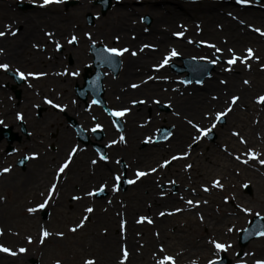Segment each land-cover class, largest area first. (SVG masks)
Segmentation results:
<instances>
[{"label":"rangeland","instance_id":"rangeland-1","mask_svg":"<svg viewBox=\"0 0 264 264\" xmlns=\"http://www.w3.org/2000/svg\"><path fill=\"white\" fill-rule=\"evenodd\" d=\"M67 1L76 2H69L72 4H68ZM153 1L163 4V6L159 5L162 14H168L167 11L172 10L171 7H176L177 9H180V11H183L181 10V8H183L184 6L193 9L195 14L192 13L190 14V16L184 11H179L180 15L183 16H181V18H176L175 21H179V23L183 24L182 22H185L186 20L185 23H187L186 26H188L186 28L188 29L185 32V35L186 37L190 36L189 38L197 39V43L194 44L196 46L195 48L201 49L203 46L205 47L206 44L200 43L201 41L214 43L221 49L222 47L224 48L223 45L226 44V50L224 51L225 60L227 58H230L231 56V53H229L228 51L229 48L234 49L235 54L239 56H245V49L249 47L254 50L255 56L259 57V60L257 61L256 59H251L248 61V63L251 65V70H246V75L243 74L240 68L237 67L242 65L241 63L237 62L235 64L236 66L233 65V71L235 70V73H237L238 75L236 77L237 82L235 83V86L232 87V89H225L224 94L226 95V99L223 101V103H221L220 106H216V104H214L211 100L212 97L215 96V94L212 91H209V93L207 92L206 94L211 101L208 102V106L206 105L207 108L202 111L204 113L210 109H215L216 111L222 110L225 107L226 102L230 100L229 98H231V96L233 95L239 96V101L241 99H244L242 97H246L247 101L243 100V103L246 104V106L239 104V101L237 102V106L234 108L233 112H230L228 114L226 123L223 125L218 124L217 128L213 130L216 135L215 140L211 141L206 137L197 145H193L191 149L195 151H193L194 154L190 153V155L186 159H183L184 161L177 160L169 165L168 168L160 169L164 173V178L161 180V182H159L162 186L160 184H156V187L153 191H151V189L148 190L147 188L145 190V188L142 187V184H145V182L148 180L147 178L137 183L136 185H129L125 190H122V188H120L118 192H112V182L109 179V176L101 177L103 180L98 179V181H96V177L98 176H92L88 169V159L98 160V155L92 158V154L95 155L93 153L94 151H91L92 153L88 154L90 153L88 147L80 146L82 147V151H80L75 156L74 163H72L69 170H67L66 178L62 179L58 185L59 195L55 196L45 209H42L35 214L27 213L26 208L35 206L36 204L40 203L39 201H41L42 198L39 195V191H41V188L40 186L38 187V182L30 180L31 182L28 184V186H24V181H26L27 178L30 179V174H28L29 172L27 171V168L22 170L18 164L20 159L23 158V154H25V152H28L29 155L31 153H38V157L33 159L32 162L28 164V167L41 163V159L47 158L46 160H49V162L43 163V166H45L50 172L49 179L45 180L42 185L43 190H45V187H48L51 183L55 171L54 169H56L59 162L64 159L70 147L72 146V143L75 141L74 139L68 142L63 141L61 133L62 130L59 126H57V122L59 120H61L62 123L67 127L68 125L70 126L69 116H72L74 114L70 113L71 115H69V112L67 111L66 113H63L58 109L52 108L50 105L44 103V98L47 97L49 99H52L55 103L67 105V107H69V111L71 108L74 109L75 104H79L85 110L88 109L89 107L85 106L86 104L80 101V99L75 96L74 92L75 85L77 83H80V85L83 84V76L81 75L83 74V67L87 65L86 63H91V42L87 39L85 34L91 33L93 40L96 41V44L103 43L109 47L117 46L123 48L122 43L120 44L114 42V38L112 36L111 38H107L105 37V35L103 36L101 34L102 32H99L98 25L112 20L114 18V16L112 15V13L114 12V8L118 7V5H123L124 10L128 11L131 14L129 20H135L134 22L140 24V26L138 27H141L143 33H151L154 17L151 15V13H149V11L151 10L149 3H152ZM118 2L119 0H112V7H110L109 10H106V13H103L101 11L102 6L100 4H96V0H63L62 3H53L49 4L46 7L39 6L43 3V0H0V7H3L4 9L6 8L8 9V11H12L14 13H33V11L37 10V8H39V10H43L38 14L42 15V21L44 22H40L41 26H39V28H41V35L44 37V39H30L27 45L29 51H24L21 53V55L24 59L33 58L35 60V58L37 59V56H40L41 58L39 59L46 60H35L37 61V63H34V65H28L29 62H20L18 64L12 63L4 53L6 48H8L7 44H10V41L12 39V41L16 43L18 41L22 42L24 39L22 36L23 33L21 31L23 29L18 22L21 18L19 17L15 21L12 18L4 17V14H0V30H4L5 25L9 24L14 29L18 30V34L15 37L6 36V44H3V42L0 41V48L4 49L3 52H0V63H8L9 65L11 64L10 68H12L13 73H15V69L17 68H19L21 71L23 69L32 73H47L45 77L38 78L35 80V82L30 83L31 87H27L29 79L27 80V82L25 81L26 84L21 83L19 85H16L21 91V96L19 98L15 95L14 90L11 89L15 84V81L13 80L12 75L8 74V71L10 69L7 72L1 70L2 73L0 74V121L3 122L2 124H0V127H13L12 130H14V132H18L22 136L21 141H16L12 144L13 149L11 153L15 152L14 155H9L11 153H9L8 151V141H6V139L0 140V153L2 154L4 152V154H8V156L6 155L5 160H0V170L6 167H10L12 169L8 173H0V198H2L0 199V205L5 206L7 209V212L3 214L4 217L0 215V230H2L3 232V234L0 235V244H3L4 246L17 252L16 256H11L6 253L0 252V264H32V259H36L40 264H56V261H60V264H84V261L86 259H94L95 264H107L104 260H102L103 258L101 259L98 247H93L91 243H95L96 245L103 247L106 246L108 237L113 236L115 233L117 235H122L123 237H125L126 235H124V233H127V231L129 230L130 223L129 219H127L129 215L137 217L138 214L139 217H149L151 212L148 211L147 205H153V203L151 202L154 201L150 197L151 194L148 193L154 192L155 197L157 196L162 198V195L165 194V192L163 191L165 190L166 193L170 194L171 196H176L177 201L173 205H171V207H174V210L177 208L183 209V206H181L182 202L186 206H190L186 203V201L189 199L196 201V199H198L199 197L191 194L183 197L181 194L185 193V189L181 184H186L189 180L188 178L192 177L193 173H196L195 170L198 164H200L201 162H205L208 157L215 158L214 155H219L221 157L223 156L226 157V159L228 156L229 159L234 162V164L230 166L232 167V175H235L234 178L238 177L237 181H232V183L229 184L226 188L223 187V189L215 190V199L211 201V211L214 214L213 217H221L223 215L229 216L231 218L229 224H231L228 229L232 228L233 231L229 232L227 230L226 233H217V225L214 221H212L213 224H207L209 219H207V223L204 221L202 222L198 219L191 220V218L182 220V217L180 215L183 214V210L181 212H175L173 214V216L178 217L175 218L176 222L170 221L166 224V226H164L165 231H167V233H169L171 237H168L166 240H160L161 237H155L158 240L152 243V245H148L147 242H142L143 248L140 250V248H138L137 246V248L133 249V251L138 254L142 253L143 251L144 255L146 253V258L142 259V261L144 260L145 264H155L156 259L161 255L158 252L159 246L161 244H163L165 252L168 255L176 257V264H193L194 261L196 262V264H208L209 259H216L223 253H226V256L232 259V264H238V260H246L247 264H254L255 260L264 259V237H260L250 241V243H248V245L244 248V254L241 258H237L236 255L240 251V247L238 245L239 231L247 227V222H249L252 217L256 215V213H259V215H264V165H260L256 160H251L248 164H243L235 160V158H233L232 156H229V153L231 154L232 152H234L235 147H233L232 143H229L226 139V137L235 138L237 141V138L231 134L233 131H238L241 129L238 124L233 123V121L231 120L233 114L237 111L244 113L250 111L252 113L248 118L249 120H251V117L255 114L264 122V106L263 104L256 102L257 97H259L260 95H264V70H262L261 68V66L264 65V53L261 49L257 50V46H254L253 44L238 46L232 45L229 42L228 37L223 35L224 29L219 30L222 31L220 36L221 39L219 40V42H217L213 37L207 36L204 30L205 27L202 33L200 32V29L197 28V25L201 23V13H204L203 15H206L205 11H200L201 8H204L205 6H211L212 8H215V11L222 16L225 15L224 13H220V10H224L227 8L237 12V14H243L245 11L253 12V10H256V13L258 14V12H264V0L261 2L253 0L251 4L246 6L239 4H236L237 6H233L231 5L232 3L230 2V0H133V2ZM232 2H236V0H233ZM25 4L30 6L22 8L21 5ZM132 7H138L139 10H136L135 12L131 10ZM90 16L93 17L92 21L89 18ZM147 16L151 19V23L149 25L144 20L143 22H141L140 19L141 17H144L145 19V17ZM262 16L263 23H255L254 21L248 20L251 22V24L250 22H247L245 24L247 30L251 29L248 28V25L259 27L264 30V15ZM56 22H59V24L62 23L63 27H65V30L63 31V33H61V35L57 34L58 28L54 24ZM126 22L131 26L130 22ZM159 24H162V28L169 26L168 24L166 25V22H160ZM218 24L221 23L218 21L215 22L214 28H216ZM146 28L147 31H145ZM175 31L181 30L179 28H176ZM46 32L54 33L53 39L58 40L63 45L62 51L57 52L55 50V45L52 40L45 36ZM154 32L156 33V37L159 36L158 30H155ZM251 32L253 33V31ZM73 34L78 37V43L68 44L67 40ZM1 39L3 38H0V40ZM81 39L87 40V42L81 41ZM176 39L178 38L176 37ZM142 42L147 44L149 41L146 40ZM34 44H38L40 45V47L34 48ZM260 45L261 47H264L263 42ZM77 48H79L80 51L85 50L83 56H80L79 58H77V60L73 59L71 61L70 57H67L66 54H69L70 50L75 51ZM168 49L169 48L163 49L159 53V56L157 58H154L151 55L149 59V68H151V71L149 69V71L143 72L140 76H137L136 80L127 79L124 81H120L122 75H114L111 72H107L109 74L107 75L105 82L107 81L108 84L106 83L107 90L104 93V97H106L108 107L119 108L128 106L127 103H120L119 98L122 95L121 92L123 91V89L128 88L130 83H135L140 85L139 87H143L150 82H155L156 84L152 85V87L156 86L162 93L166 92L164 94H170L171 96L172 94L179 95V92L175 91L174 88L181 87L180 89L187 91V95H190L191 91H196L197 88H200L206 81L205 79L202 84H198L194 80L190 79L188 81H191V83L185 85L181 83V81H184L189 73L185 72L180 74L177 70L174 69V67L171 66L172 64H177L183 67L184 63L180 59L194 57L196 58L197 56L192 55L182 57L179 55L178 57L173 58L172 61H170V63L159 72L154 69L153 66L161 61L162 56L169 51ZM150 50L153 49L150 48ZM76 52L80 53L79 51ZM141 53L142 52H139L137 56L132 57L137 58ZM129 54L130 52L123 56V62L127 61V59L131 57ZM2 55H4V57H1ZM48 56H56L57 60H51ZM198 56L206 57L205 55L200 54ZM213 58H215V56L210 57V59ZM196 59L207 62L206 60H202L200 58ZM65 69H67L69 72L79 71L80 75L77 77H73L70 75H57V73H63ZM106 71L108 70H105V72ZM139 71L140 70H138L137 72ZM211 72H213V69ZM149 76H166L168 77V79L148 80ZM49 77H52L54 79L51 80L49 79ZM222 79L226 80V76ZM146 80L147 83H142V81ZM244 80L250 81V84L245 85L243 83ZM119 83L121 84L119 85V90H117L115 86ZM61 84L67 85L63 86ZM108 85H110L112 91L116 88L118 93H109ZM241 85L245 89L242 88V90H240L238 87H241ZM187 95H184L183 97ZM146 97L149 99L148 102L153 107V113H150L151 111L149 108L147 109V112H143L141 110L138 111L140 108L146 106L145 104H136L135 106L137 107H133L132 105H130V109L134 108L133 111H135L136 109L137 113H135L136 115H131V113L126 117L125 125H127V130L126 132H124V135H127V143L126 145L117 144L116 147H118L119 150L118 152L114 153L115 155H113L114 157L118 156L117 159L119 160H124V167H126V176L129 179L134 176V171L137 168L147 170L151 166L158 165V163L162 162L163 159L169 158L171 154H179L184 150L181 145H179L177 148L171 147L173 145L172 138L174 137L172 135L173 137L168 138L167 140H160L164 141V144L168 145H166V147L165 145H162L166 149L163 155L160 153V151L163 150V148L161 147L158 153L155 152V155H157V157H154L155 159H152L153 162L151 161L152 163L149 164L145 163L146 159L153 157L149 155L153 150L152 148L154 147L155 149V146H158V144L154 146H152V143L146 144L144 142L145 139L151 136L154 141L155 137H158L160 133V131L157 132V129L161 130V128L164 126V123L166 126H174L175 124H177V127L179 126L178 123L174 122V117H176L174 114L175 110H173L172 107L168 109L169 107H167V104L169 102H165V98L162 97L161 99H159L161 101V104L156 105L153 104L152 101L161 96L146 95ZM146 97L145 94H136L133 97H129V99L134 98L137 101L147 100ZM73 101H75V103H73ZM96 108L100 110L99 116L101 118H104V120L101 121L102 125L107 129L109 128V126L113 128L110 123V117L107 115L105 109L101 106H97ZM4 109H11L14 118V122L12 124H8V122L4 120ZM18 113L22 114V120L17 119ZM85 116H87L86 119L88 120V122H86L83 127H87V124L90 125L93 122L90 119V115ZM180 117L183 120L182 122L184 123H186V117L190 118V116L182 114ZM149 118L150 122H148ZM192 118L195 122L200 123L202 126H206L209 123V121L206 119L202 122H199L197 121V117ZM137 121L143 122L142 124L144 125V127L140 126V129L136 124ZM20 122H23L25 124L26 130L29 133L28 136L22 132ZM134 122L136 124V128L138 127L139 130L136 135L135 133H130L132 132ZM74 130L72 131L76 133V131ZM240 131L242 132V130ZM260 132L261 135H264L263 129H261ZM193 134L194 130L192 131L191 136ZM109 136H111L112 138L115 136L116 139H118L117 132H114V134ZM170 142H172V144ZM74 144L76 145L75 142L73 143V145ZM224 146H227V152L223 150ZM169 147H171L172 149H170ZM147 148H149L150 151H147ZM79 157H81L80 161ZM260 159H264V153L260 154ZM81 161H85V171L87 175H90V178L87 180V184L85 185H82L83 180H81V177H78L79 174H77ZM114 161V159L111 160L112 164L116 166L114 170L120 171L123 174V168L121 167L122 165L120 166L122 168L121 169L118 165H116ZM228 162L229 164H232V162ZM186 163L191 164L192 168L188 174H185L186 177H181V170L184 168ZM100 164L102 163L100 162L99 165ZM243 171L255 173L257 175V178H254L252 174L245 176V173ZM213 175L215 174L212 173V175L210 176ZM186 179L187 181H185ZM101 181L102 183L107 181L109 184V187L104 191V194L102 196H85L82 200L79 201H72L70 199L73 195H82L84 192L91 190L90 187H98V184ZM170 181H175V183H170ZM243 184L251 185L253 193L248 194L244 192V187L242 186ZM63 191H65L64 194ZM34 195H36L35 199ZM141 196H144L145 198L142 200ZM138 197L139 204L133 205L134 203H136V199H138ZM225 197H228L227 202H225ZM180 198L183 200H181ZM109 201H111V203H109ZM78 204H80V207H78ZM88 206L94 208V212L89 214L90 221L86 222L85 227L78 230L76 233L69 232L68 229L82 218V216L84 215V208ZM132 207H135L136 209L132 210ZM242 207L251 209V213L243 212L241 210ZM159 209H161L160 205L156 206V208L153 210L154 213L159 211ZM196 211H193V213L196 214ZM44 212H46L45 215L43 214ZM157 217L159 219L164 218L160 216ZM121 219H124L126 221L125 231L123 234L120 230ZM145 225L146 226L142 227L143 234L149 233L151 235L153 233H160V236L162 235V228H158L159 226L154 223V220L153 224L150 225L145 222ZM42 228H46L51 233L49 237L44 239L43 244L40 243ZM105 229H107L106 233L104 231ZM58 232H63L64 236H57L56 233ZM28 237L32 238L31 243L28 242ZM123 237H120L116 241L117 244L114 250L113 260L114 264H119L122 255V245H126L128 252H131V250L129 251V243L123 240ZM210 239H215L221 243L230 244L231 247L228 248L226 252H215L212 245L208 243ZM201 242L205 244V246L207 247V251L202 255L199 253L193 256L191 253L192 245L201 244ZM183 247L185 248V251L181 252L180 250H182ZM20 248H25L27 251L24 253H20ZM150 255H153V257H150ZM130 258L131 257L129 255L125 264H135L130 261Z\"/></svg>","mask_w":264,"mask_h":264},{"label":"bare ground","instance_id":"bare-ground-1","mask_svg":"<svg viewBox=\"0 0 264 264\" xmlns=\"http://www.w3.org/2000/svg\"><path fill=\"white\" fill-rule=\"evenodd\" d=\"M123 1H127V2H133V0H119L118 3L123 2ZM233 0H230V2L232 3L231 5H235L237 6L236 2H232ZM151 10L149 11V13H151V15L154 17L153 19V25H152V31L151 33H143V31L141 30V27L139 28L138 26H140V24H137L136 22H134L135 20H129V17L131 16V14L124 10V6L123 5H118V7L114 8V12L112 13V15L114 16V18L108 22L102 23L98 25V29L99 32H102L101 34L107 38H111V36L113 37L114 34H118L121 37V41L124 43H127V45H131V47H133L131 49V51H134L136 48H138L137 50H139L143 45L144 42L142 41H149L147 44L150 45H155V50H150V48H146L137 58H133L132 56L129 57L127 59V61H125L124 63V67H123V72H122V76L120 81H124L127 79H132V80H136L137 76H140L143 71L149 70V65H150V57L152 55V57L157 58L159 56V53L165 49V48H169L168 50H170L171 48H176L178 52H180V56L182 57H187V56H197L196 58H200L198 55H205L206 57H208L210 59V57H214V56H220L221 57V62L215 64V67L213 68V72H211V76L206 79V81L203 83V85L200 88H197L196 91H191V94L187 95V91H184L183 89L180 88H174L175 91L179 92L178 94H172V96L166 95L164 93H162L160 91V89H158V87L154 86L152 87V85L156 84L155 82H150L149 84H146L145 86H141L139 88H137L136 90H132L130 88L127 89H123V91L121 92L122 94V101L124 102H128L129 101V97H133L136 94H140V95H153V96H161L158 97L157 99H161L162 97L165 98V102H169L172 105V108L174 111V113H181L182 115H186V116H190V118L192 117H197V121L202 122L203 119V111L204 109H206V105L208 106V102L209 101H213L214 104H216V106H220L221 103H223V101L226 99V95L224 94L225 89H232L233 86H235V83L237 82V73H235L234 71L231 72H227L224 71V68L228 67V65L226 63H223V61L225 60V56H224V51L226 50L225 46L226 44H224V48L222 53H214V49L209 48L205 45V47L203 46L201 49L199 48H195L196 46L194 45L195 43H197V39L196 38H189L190 36L185 35L186 38H178L176 39V37H174L172 35L173 32H176L175 29L179 28L181 29L179 26L180 25H187L186 20L185 22H182L183 24L179 23V21H175L176 18H181L180 12H185L186 14H195L193 9L187 8V7H183L180 9H177L176 7H171L172 10L167 11L168 14H162L161 10H160V6H163V4H160L156 1H153L152 3H149ZM160 5V6H159ZM179 5V4H177ZM236 9V8H235ZM133 11L136 12V10H139L138 7H132ZM144 10V9H143ZM43 10H39V8H37V10H34L33 13H20V12H12V11H8V9H4L3 7H0V14H4V17L6 18H12L13 20L16 21L17 18H21L18 22L21 25L22 29V33H23V41L22 42H13L12 40L10 41V44H7L6 50H5V56L12 62L18 61L20 58H22L21 53L22 52H28V43L29 40L32 38L41 40L44 39V37L41 35V28H39V26H41V23H44L42 21V15L38 14L39 12H42ZM180 11V12H179ZM205 11L206 15H203L204 13H201V18L200 21L201 23L198 24L200 28V32L202 33L204 27H205V32L207 34V36L213 37L214 39H216L217 42H219V40L221 39V32L219 30H223V35H225L226 37H228L229 42L234 45V46H238V45H245V44H253L254 46H257V50L261 49L264 53V47H261L260 44H262V42L264 43V38H261L259 36L258 33H255L253 31V33L251 32L252 29H248L246 28V23L250 22V21H254L255 23H263L262 21V15H264V12H258V14L256 13V10H253V12H244L243 14H237V12L232 11L231 9L227 8L224 10H220V13H224L225 16L220 15L219 13H217L215 11V8H212L211 6H205L204 8H201L200 10ZM238 11V10H236ZM191 12V13H190ZM228 13H231L232 15L229 16ZM256 13V14H255ZM263 13V14H262ZM238 15V16H237ZM242 17H240V16ZM250 20V21H248ZM126 21L131 23V26L129 23H127ZM220 22L221 24H218L216 28H214V23L215 22ZM240 21H244L243 24L240 23ZM160 22H166V25L168 24V27H164L162 28V24L160 25ZM55 26H57L58 28V35H61V33H63V31L65 30V27H63V24L59 22L54 23ZM173 24V25H172ZM251 24V22H250ZM216 25V24H215ZM43 26V25H42ZM188 27V26H186ZM131 28V30H130ZM249 28V27H248ZM188 29V28H187ZM47 30V29H46ZM45 30V31H46ZM155 30H158L159 32V36L156 37V33L154 32ZM255 33V34H254ZM113 34V35H111ZM6 37L1 39L0 41L3 42V44H6ZM155 39V40H154ZM192 40L193 43H188V40ZM142 40V41H140ZM5 41V42H4ZM8 41V40H7ZM85 42H87L86 40H83ZM9 42V41H8ZM223 43V42H222ZM8 49V52H7ZM80 49L77 48L75 51L73 50V54H76ZM21 55V56H19ZM239 56V55H238ZM4 57V55L2 56ZM41 58L40 56H37V59L35 58V60H43V59H39ZM46 61V60H43ZM49 66V64H48ZM236 66V65H235ZM233 67V66H232ZM238 68H240L241 72L243 74H247L248 70L243 64L240 66H237ZM245 70H244V69ZM138 70H140L139 72H137ZM226 76V84H221L220 81L223 80L222 78H224ZM49 79L53 80L54 78L49 77ZM40 82V81H39ZM173 83V82H172ZM121 83H119L118 85H116L115 87L117 88V90H119V85ZM63 86H66L65 84H61ZM226 85V86H225ZM62 87V86H61ZM152 87V88H151ZM63 88V87H62ZM115 88V89H116ZM240 90H242V85L241 87H238ZM173 89V88H172ZM245 89V88H244ZM186 90V89H185ZM64 91V89H63ZM209 91H212L215 96L219 97V99L217 100H209L208 96H207V92L209 93ZM115 94L118 93V91H113ZM184 95H187L185 97H183ZM165 96V97H164ZM171 96V97H169ZM169 97V98H167ZM244 99H241L239 101V104L245 105L243 103V100L247 101L246 97H242ZM230 99V98H229ZM236 107V106H235ZM234 107V108H235ZM147 107H143L140 110L141 111H145ZM233 108V110H234ZM248 109V108H247ZM152 112V110H151ZM233 112V111H232ZM135 113H137V111L135 110V112L132 113V115H136ZM252 112H235L232 116V121L235 124H238L239 127L241 128L240 130H242V132L240 130H238L237 132L240 133V135L243 137V139L245 141H247L246 144H242L240 143L239 139L237 138V141L235 138H228L226 137L227 141L229 143H232L233 147H235L234 152L231 153V155L233 158H235V156L240 155L241 159H246L247 157L244 156L243 154L249 149H253L256 153L259 154H263L264 153V135H261L260 130L263 129L264 130V122L261 118H259L257 115H253L251 117V120H249L248 118L250 117V114ZM181 114L179 116L175 115V121L176 123L179 124V126L176 129V132L174 137L172 138V142L173 145L171 147L173 148H177L179 145H181V147H183V151L187 150V145L189 143H191V134H192V128L187 124L182 122L183 120L181 119ZM4 116L5 119L8 124H12L14 122V118H13V113L11 112V109H4ZM136 119V118H135ZM193 119V118H192ZM54 122V121H53ZM141 129V128H140ZM138 127L136 128V124L134 123V126L132 127V133L135 135L138 133ZM236 131V130H235ZM62 134H63V141H69L72 137V132L70 129L66 128V126L62 125ZM133 141V140H132ZM172 142H170L172 144ZM31 144V143H28ZM27 144V145H28ZM163 144H159L157 147L155 146L152 148L153 150L150 152V156H153L152 158H148L146 159L145 163L149 164L153 162V158L157 157V155H155V152H159L161 149V147L163 148V150L160 151V153L163 155V153L165 152V148L162 146ZM160 147V148H159ZM166 147V146H165ZM171 147H169L170 149H172ZM4 151V150H3ZM2 151V152H3ZM147 151H150L149 148H147ZM190 153H193V149L189 150ZM195 152V151H194ZM182 153V152H180ZM194 154V153H193ZM6 155L8 156V154H4V152L1 154L0 153V160L2 161L3 159L5 160ZM215 158H210L208 157L207 160L205 162H201L200 164H198L196 166V173H193L192 177H189L188 181L187 179L185 181H187L186 184H181L182 187H184L185 189V193H182L181 195L183 197L187 196V195H196L199 198L196 199V201H199V205L196 207H193L192 205L190 206H186L185 204H183V202L181 203V206H183V214H181L180 216L182 217V220H187L188 218H191V220L194 219H198L200 221H204L207 223V219H209L208 221V225L209 224H213L212 221H214L217 225L216 230L217 233H226V231L228 230V227L230 226L229 221H231V218L227 215H223L221 217H213V213L211 211V201L215 199L214 193L215 190H219V188H214L212 187V181L219 178L221 183L223 184L224 188H226L229 184L232 183V181H237L238 177H235V175H232V167H230L231 165L234 164L233 161H231L229 159V157H221L219 155H214ZM45 159H41V163L37 164V165H32L31 166V170L29 172V177L30 179L27 178L26 181H24V186H28V184L33 180L35 182H41L42 183L44 180H46V176L49 174L48 171L43 170V163L47 162ZM155 159V158H154ZM236 160V159H235ZM152 161V162H151ZM184 161V160H183ZM232 162V164H229V162ZM240 162V161H239ZM203 163V164H202ZM187 164V163H186ZM100 168V167H99ZM101 168H107L110 170H113L115 167L114 166H110V165H103ZM79 171L77 172V174L79 173L78 177H81L80 179L83 180L84 183H87V180L90 178V175H87L86 171H85V162L81 161L80 167L78 168ZM191 169H185L184 168L181 170V177H184L185 174H188L190 172ZM194 171V170H193ZM242 172V171H239ZM245 173V176H248L250 174L253 175L254 178H257V175L255 173H250L248 171H243ZM212 173H214L215 175H212ZM97 175V174H96ZM98 176V175H97ZM197 176V177H195ZM77 177V178H78ZM83 177V178H82ZM99 177V176H98ZM186 177V176H185ZM31 180V181H30ZM184 181V182H185ZM42 183L40 185H42ZM156 183L154 182V180L151 178H148V180L145 182V184L143 183V188H150L151 191H153L155 189ZM30 186V185H29ZM203 186H207L209 188V191L205 192L203 191ZM195 190V191H193ZM149 191V192H151ZM189 193H188V192ZM145 192V190H144ZM163 192H165L164 195H162L163 197H155L154 192L153 193H148L151 194V199H153L154 202L147 205V209L150 213L149 217L152 218V220H154V223H156L159 227L158 228H162V235L160 236L159 233V237L160 240L163 239H167L168 237H171V235L169 233H167V231H165V227L166 224L170 221L172 222H176L175 217L173 215H166L164 216L163 219H159L157 216H159V212L164 211V212H173L174 211V207H171V205H173L176 201H177V197L175 196H171L170 194L166 193V191L164 190ZM65 193V191H63V194ZM62 194V195H63ZM153 195V196H152ZM142 200L145 198L144 196H141ZM155 197V198H154ZM181 199V198H180ZM183 200V199H181ZM139 197L138 199H136V203H134L133 205L139 204ZM194 201V202H196ZM204 201H207V203H204ZM1 204V203H0ZM160 205L161 209H159V211H157L156 213H154V209L156 208V206ZM78 207H80V204H78ZM135 207H132V210H135ZM5 210V211H4ZM197 210V211H196ZM193 211H196V214L193 213ZM7 212V209L5 206L0 205V215L3 216L4 213ZM203 217V220L200 219V217ZM4 217V216H3ZM208 217V218H206ZM139 218L138 214L137 217H133L132 215H129V217L127 219H129V230L127 231V233H124V235H126L125 237H123L122 235H117L116 233L113 236H109L108 237V242L106 241V246H98L95 243H91L93 245V247H98V251L99 254L101 255V259L105 261V263L107 264H114V250L116 247V241L120 238L123 237L125 241H127L129 243V251L131 250V252L129 253L130 255V261L132 263L135 264H145L144 260L142 261V259L146 258V253L144 255V252L142 251V253L138 254L135 253L133 251V249L140 248V250L143 248L142 246V242H147L148 245H152V243H154L155 241H157L158 239L155 238L157 237L154 233L153 234H149V233H144L143 234V228L145 225V223L143 224H138L136 223L137 219ZM1 219V218H0ZM147 223V222H146ZM148 224V223H147ZM153 224V223H152ZM151 225V224H150ZM215 228V227H214ZM146 234V235H145ZM93 240V239H92ZM150 247V246H148ZM207 247L205 246V244H203V242H201V244H195L192 245V250L191 253L192 255H197V254H203L205 253L207 250ZM181 252L185 251V248L183 247L182 250H180ZM151 254V253H149ZM150 257H153V255H150Z\"/></svg>","mask_w":264,"mask_h":264},{"label":"snow or ice","instance_id":"snow-or-ice-1","mask_svg":"<svg viewBox=\"0 0 264 264\" xmlns=\"http://www.w3.org/2000/svg\"><path fill=\"white\" fill-rule=\"evenodd\" d=\"M63 0H43V3L40 4V7H46L49 4H53V3H62ZM253 2V0H236V3L239 5H249ZM229 16H231V13H228ZM141 22H143L144 17H141ZM241 24L244 23V21H240ZM181 29V31H176L173 32L172 35L174 37L177 38H184L185 37V32L187 31L186 26L184 25H180L179 26ZM249 28L252 29V31H254L255 33H258L261 37H264V30H262L259 27H253L251 25H248ZM197 28H199V25H197ZM145 31H147V28L145 29ZM18 34V30L14 29L10 24L9 25H5L4 30H0V38H5L6 36H12L15 37ZM87 39L91 42V46L95 47L96 45V41L93 40L92 34L91 33H86L85 34ZM45 36L48 37L50 40H52V42L55 45V50L57 52H59L63 45L58 41V40H54V33L52 32H46ZM116 40L119 41V37H116ZM68 44H75L78 43V37L76 35H72L68 40H67ZM188 43H193L192 40H188ZM200 43L202 44H206L207 47L214 49V53H222L223 49L219 48L216 46V44L214 43H207L205 41H201ZM34 48H39L40 45L38 44H34L33 45ZM146 48H151L153 50H155V45H150V44H144L139 51L143 52L144 49ZM4 49L0 48V52H3ZM229 53H231V56L229 59H227L226 61H223V63H226L228 65V67L224 68V71L227 72H231L233 71L232 66L235 65L237 62L243 64L247 69L251 70V65L248 63L249 60L251 59H256L257 61L259 60V57H256L254 54V50L252 48H247L245 49L246 55L245 56H238L235 54L234 49L229 48L228 49ZM130 49L127 47H123V48H117V47H109L107 45H103L102 49L100 50V52L98 53L97 56V60L103 64V63H107L109 66H112L114 63V58L117 57H123L125 53H129ZM130 55L132 56H136L137 52L136 51H131ZM180 55V52L177 51L176 48H171L166 54H164L162 56V59L160 62H158L156 65H154V69L159 72L160 69L165 68L170 61H172L173 58L178 57ZM193 59H196L195 57ZM200 59L202 60H206L208 63L210 64H217L221 62V57L220 56H215V58L213 59H209L208 57H200ZM262 70H264V65L261 66ZM10 69V65L8 63H0V70H3L5 72H7ZM15 75L20 79V80H27L29 77H32L34 79H38L40 77H43L45 75H47V73L44 72H39V73H32V72H28L25 73L23 71H21L19 68L15 69ZM57 75H70L73 77H77L80 75L79 71H72L69 72L67 69H65V71L63 73H57ZM153 79H165L167 80L168 77L163 76H157V77H153V76H149L148 80H153ZM97 80H99V76L97 77ZM97 81H92L91 83L96 84ZM142 83H147L146 81H142ZM181 83L187 85L189 83H191V81L188 80H184L181 81ZM196 83L198 84H202L203 81L198 80L196 81ZM221 84H226L227 81L226 80H221L220 81ZM243 83L245 85H249L250 81L248 80H244ZM140 85L133 83L131 85V87L133 89L138 88ZM29 87H31V85L29 84ZM213 100H217L219 99V97L217 96H213L212 97ZM240 97L239 96H231L230 100H228L225 104V107L222 110L216 111L215 109H210L206 112L203 113V119H206L209 121V123L206 126H202L200 123H197L194 121V119L192 118H185L186 123L194 130V134L191 136V143H189L187 145V150L183 151L182 153L179 154H175L172 155L170 158H165L162 160V162L158 163V165L156 167H153L151 169H149L148 171H142L140 169H136L134 172V178L133 179H126V176L124 174H122L120 171H115L113 172L109 179L111 180V191L112 192H118L120 190V185L122 183H127L129 185H133L135 183H137V181L141 180V178L147 177L149 175H151L152 173H156L158 171V169H165L168 168L169 165L172 164L173 161H177V160H183L186 159L189 155H190V149L193 147V145H197L201 140L205 139L206 137H208L214 129L217 128L218 124H222V123H226V117L228 116V114L230 112L233 111V108L235 106H237V102L239 101ZM256 102L257 103H261L264 104V95H260L259 97L256 98ZM44 103L47 105H50L52 108L54 109H58L60 112H65L67 110V105H62L59 103H55L52 99H49L47 97L44 98ZM73 103H75V101H73ZM102 101L99 99H92L91 100V105H99L101 104ZM147 101L146 100H133L132 104L136 105V104H141L144 105L146 104ZM153 104L159 105L161 104V101L159 99H155L152 101ZM91 105L89 106L88 109H86V111H90L91 110ZM167 107L171 108L172 105L171 103L167 104ZM105 111L107 112L108 116L111 117V125L115 128L116 132L118 133V139H112L107 147L111 148L113 145L116 144H126L127 140L126 137L124 135L123 129L121 128V124L120 121L122 118H125L131 111L130 108L127 107H120V108H113V109H105ZM175 115L179 116V113H174ZM17 119L22 120L23 116L22 114H17ZM92 121L93 126L90 129H83L81 128V131H90L92 133H97V132H101L103 131V125L101 123H99L97 121V118L95 116H92ZM150 122V118L149 121ZM3 122L0 121V124H2ZM147 123V122H146ZM141 127H144V125H141ZM160 130L157 129V132H159ZM233 136L237 137L240 141V143L242 144H246L247 141H245L243 139V137L240 135L239 132L237 131H233L231 133ZM164 139H168L169 137H171L173 134L171 132H164ZM146 144L147 143H153V138L151 136L147 137L144 141ZM225 152H227V146H224L223 149ZM82 151L81 147L79 144L73 145L72 147H70V150L67 152L66 158L63 160L62 163H60L57 167V169L54 172V176H53V180L51 181L50 185L48 186V188L46 189V191H42L39 193L40 197L42 198V202L36 204L35 206H31L26 208V212L29 214H35L38 211L45 209L50 201L53 200V198L55 196L59 195V189H58V185L61 182L62 179L66 178L67 176V170H69L70 165L74 162V158L75 156ZM98 153V160L99 161H103L105 163L108 162L109 157L107 154H105L104 152L100 151L99 149L96 150ZM229 155H231L229 153ZM244 156H246V159H241L240 155L235 156V159L237 161H240L243 164H248L249 161L251 160H256L259 162L260 165H264V159H260V154L256 153L253 149L249 148L244 154ZM38 157V153H33L31 157H25V159H35ZM97 159H93L91 160V164L92 165H96L98 163ZM23 161H21L22 163ZM115 163L117 165L121 164V160L117 159L115 161ZM192 165L191 164H185V169H191ZM11 171L10 167H6L3 168L2 170H0V173H8ZM170 183H175V181H170ZM244 188H248L249 185L248 184H243L242 185ZM109 187V184L107 181H105L104 183H101L98 187H94L89 191L84 192L82 195H73L71 196V200L72 201H79L82 200L85 196L86 197H97L100 194H102L107 188ZM212 187L214 188H219V189H223V184L221 183L220 179L217 178L215 180L212 181ZM195 191V190H193ZM203 191L207 192L209 191V188L207 186H203ZM2 199V198H0ZM228 197H225V202H227ZM109 203H111V201H109ZM186 203L188 205H192L193 207H196L199 205V201L194 202L193 200H187ZM204 203H207V201H204ZM241 210L245 213H251V209L249 208H241ZM183 211V209H175L174 212H164L161 211L159 212V216L160 217H164L166 215H173L175 212H181ZM94 212V208L91 206L85 207L84 208V215L82 216V218L75 223L71 228L68 229L69 232L71 233H76L78 230L83 229L85 227L86 222L90 221V215L91 213ZM257 216H259V213H256ZM201 220H203V217H200ZM147 222L148 224H152L153 220L150 217L147 216H140L136 223L138 224H143ZM125 226H126V221L124 219H121L120 221V230L121 233L123 234L125 231ZM105 233L107 232V229L104 230ZM229 232L233 231L232 228L228 229ZM42 232V236L40 239V243L43 244L44 239L49 237L51 235V233L46 229V228H42L41 229ZM3 232L2 230H0V235H2ZM57 236L59 237H63L64 233L63 232H58L56 233ZM157 237H159V233L155 234ZM257 235H259L260 237H264V230H261L257 233ZM28 242L31 243L32 238L28 237ZM209 244L212 245L213 249L215 250V252H226L228 250V248L231 247L230 244H225V243H221L215 239H210L208 241ZM27 250L25 248H20L19 252L20 253H24ZM0 252L6 253L8 255L11 256H16L17 252L13 251L12 249L4 246L3 244H0ZM158 252L161 254L159 258L156 259L155 264H176V257L172 256V255H168L165 252V248L163 246V244H161L159 246ZM121 258L119 261V264H125L128 256H129V252L127 249L126 245H122L121 246ZM237 256H239V254H237ZM56 264H60V261H56ZM84 264H95V260L94 259H86L84 261ZM193 264H196V262L194 261ZM208 264H217V259H209L208 260ZM238 264H247L246 260H238ZM254 264H264V259H257L255 260Z\"/></svg>","mask_w":264,"mask_h":264},{"label":"flooded vegetation","instance_id":"flooded-vegetation-1","mask_svg":"<svg viewBox=\"0 0 264 264\" xmlns=\"http://www.w3.org/2000/svg\"><path fill=\"white\" fill-rule=\"evenodd\" d=\"M86 49V48H85ZM85 51V50H84ZM84 51H80V53H76V54H73V51H69V54H66L67 55V57L69 56L70 57V60L72 61L73 59H76L77 60V58H79L80 56H83V53H84ZM85 57H86V55H85ZM31 63V64H29L28 63V65H34V63L36 64L37 63V61H35L33 58L32 59H24V58H20V60H18V61H15V62H12V63ZM93 57L91 56V63H86L87 65L85 66V67H83V74L85 73V71H86V68L88 67V66H90V68H93ZM18 66V65H17ZM80 66H81V64H80ZM22 71L23 72H28V71H26V70H23L22 69ZM94 72V70L93 69H90V71H89V74H91V73H93ZM82 74V75H83ZM107 78V76L105 77V79ZM29 79V82H28V84H27V87L29 86V84L30 83H32V82H35V80L36 79H32V77H29L28 78ZM27 79V80H28ZM27 80H23V84L25 83L26 84V82H27ZM26 81V82H25ZM105 83H107V81L105 82V80H104V83L103 84H105ZM78 84V83H77ZM76 88H77V86H75V90H74V92H75V96L77 95V91H76ZM11 89H14V86L11 88ZM24 89V88H23ZM107 89H106V84H105V91H106ZM109 93H111V94H113L114 92L113 91H109ZM77 98H78V96H76ZM106 98V97H105ZM79 99V98H78ZM92 99H94V96L92 95V94H89L88 96H87V99L86 100H81L80 99V101H82V102H84L86 105L85 106H87V107H89L90 105H91V100ZM119 102L120 103H123V101H122V96L119 98ZM129 102V101H128ZM128 102H124L123 104H126V103H128ZM75 107H74V109H70V111L68 110V108L69 107H67V112H69V115H71V114H74V115H72V116H69V123H70V126L68 125V127L65 125V124H63L62 123V121L61 120H59L58 122H57V126H59L60 127V129L62 130V125H64V126H66V128H68V129H70L71 130V132H72V137H71V139L69 140V141H72L73 139L75 140L74 142L76 143V144H79L80 146H82V147H88V150H89V152L90 153H88V154H91L93 151V153L95 154V155H93L92 154V158H94V157H96L97 155H98V153H97V151H96V147H95V141H96V134H99V133H92V132H90V131H85V134H86V137H87V139H86V143H82L80 140H79V138H77L78 137V132H77V130L75 129V127H73L74 125L72 124V122H75L79 127H81V128H83V129H90L92 126H93V123L94 122H92L90 125L89 124H87V127H83L85 124H86V122H88V120L86 119L87 118V116H85V115H90V119L92 118V116H95L96 118H97V121L99 122V123H101V121H103L104 120V118H101L99 115H100V110L99 109H97L96 107L97 106H100V105H91V110L90 111H86L85 109H83V107H81L79 104H75L74 105ZM125 106V105H124ZM66 111L65 112H63V113H66ZM71 113V114H70ZM92 120V119H91ZM102 124V123H101ZM72 128V129H71ZM114 128V127H113ZM113 128L111 127V126H109V130L105 127V126H103V131L105 132V135H104V138L102 139V143L105 145V147H106V152H107V155H108V157H109V162H107V163H105V162H103V161H99L96 165H92L91 164V160H93V159H88V169H89V171H90V173H91V175L92 176H99V177H96L97 179H96V181H98V179H101V180H103L101 177H104V176H109L110 177V175L113 173V172H115V168L113 169V170H110V169H107V168H101L103 165H110V166H114L113 164H112V162H111V160L112 159H114V160H116L117 159V157L118 156H113V155H115L114 153H116V152H118V147H115V146H112L111 148H109V147H107V145H108V143L112 140V137L111 136H109V134L108 133H110V134H114V132L116 133V130H115V128H114V131H113ZM75 129V130H74ZM72 130H74V131H76V133H74ZM61 133H62V131H61ZM85 134H84V136H85ZM107 136H108V138H107ZM62 137H63V134H62ZM107 138V139H106ZM66 142H68V141H66ZM73 142V143H74ZM73 143H72V146H73ZM75 145V144H74ZM71 146V147H72ZM81 147V148H82ZM90 147V148H89ZM84 149V148H83ZM70 150V149H69ZM92 151V152H91ZM118 154V153H117ZM23 155H25V154H23ZM67 155V154H66ZM27 157H29V156H27ZM53 157H55V156H53ZM82 157H83V155H82ZM66 158V156L64 157V159ZM80 158L81 157H79V161H80ZM64 159H62L60 162H59V164L60 163H62L63 162V160ZM32 160L33 159H26L25 160V167H23L22 168V166H20L21 167V169L23 170V169H26L27 168V171L28 172H30V170H31V167H28V164H30L31 162H32ZM78 161V160H77ZM47 162H49V160L47 161ZM85 162V161H84ZM102 163V164H100L99 165V163ZM74 163V162H73ZM58 164V165H59ZM58 165H57V167H58ZM117 165V164H116ZM57 167H56V169H57ZM100 167V168H99ZM115 167V166H114ZM43 168V170H44V172L45 171H48V169L45 167V166H43L42 167ZM56 169H54V170H56ZM78 171H79V169H78ZM49 172V171H48ZM55 172V171H54ZM111 173V174H110ZM29 174V173H28ZM79 174V173H78ZM97 174V175H96ZM89 175V174H88ZM54 176V175H53ZM49 177H50V172H49V174L46 176V180L47 179H49ZM52 180H53V178H52ZM51 180V181H52ZM45 181V180H44ZM43 181V182H44ZM42 183V180H41V182H39L38 183V187L40 186V188H41V191H39V192H42V191H46V189L48 188L47 186L45 187V190H43V183H42V185H40ZM102 183V181L98 184V186L100 185ZM85 184H87V183H84V182H82V185H85ZM81 185V184H80ZM83 187H85V186H83ZM91 189L92 188H94V187H90ZM38 196V195H37ZM98 197V196H97ZM36 198V195H34V199ZM39 202H42V199H41V201H39Z\"/></svg>","mask_w":264,"mask_h":264},{"label":"water","instance_id":"water-1","mask_svg":"<svg viewBox=\"0 0 264 264\" xmlns=\"http://www.w3.org/2000/svg\"><path fill=\"white\" fill-rule=\"evenodd\" d=\"M187 63V68L188 70L192 73L194 68H201L202 66H204V64L199 63L197 61L194 60H186ZM203 78V77H202ZM251 189L250 187L248 188V192H250ZM261 230H264V218L262 217H256L255 221L253 223H251L250 227L248 228V230H246L245 232H243L241 234V245L244 247L246 245V243L249 242V240L258 237L259 235H257V233ZM229 261L224 258L221 262H217V264H228ZM33 264H38L37 261L33 260Z\"/></svg>","mask_w":264,"mask_h":264}]
</instances>
